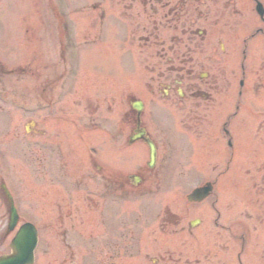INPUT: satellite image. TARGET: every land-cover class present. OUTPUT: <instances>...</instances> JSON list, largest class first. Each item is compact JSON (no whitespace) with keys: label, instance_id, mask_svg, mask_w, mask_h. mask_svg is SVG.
Listing matches in <instances>:
<instances>
[{"label":"flooded vegetation","instance_id":"obj_1","mask_svg":"<svg viewBox=\"0 0 264 264\" xmlns=\"http://www.w3.org/2000/svg\"><path fill=\"white\" fill-rule=\"evenodd\" d=\"M248 1L146 0L150 5L153 30L175 32L168 35V42L162 43V48L152 42L155 62L163 66L160 71L152 72L148 106L152 110H186L187 119H149L143 114L138 117L137 110L131 105L123 112L120 98L104 93L103 101L100 96L99 100L87 96L79 100L81 103L73 101L74 106H81V112L74 115L72 104L67 100L68 95H73L68 71L58 72L41 65L36 68L34 135L39 145V175L45 179L46 176L56 178L59 173L71 174V168L65 163L64 166L62 160L67 157L65 150L70 149L72 136H76L94 150V155H85L87 169L81 180H87V188L92 184L93 189L103 191L101 199L84 198L74 204H63L55 195L50 201L44 200L51 213L49 222H72L75 220L74 212L76 217H80L85 211L87 218L77 219L82 223H97L104 237L97 253L103 255L107 248L110 253L118 254L122 248L121 233L114 236V241H107V232L104 231L106 191L121 196L122 190L128 187L144 194L161 190L164 188L160 182L162 175L168 172L172 159L186 156L225 158V163L218 162L211 168L212 173L221 170L215 178L218 181L222 174L231 173L228 183L222 187L231 195L225 222H220L222 212L215 199L205 208L183 205L176 212L165 205L163 213L176 218L174 224L180 230L170 231L168 223L161 224L160 230L171 235L191 236L194 234V219H200V224L206 222L205 215L192 217V214L208 211L215 231L218 227L227 231L225 235L229 243L225 240V249L228 252L221 264H232L233 250L230 246L239 240L243 243L238 253L240 264H264V17L260 18L261 24L256 28L261 40L255 57L251 54L249 42ZM250 61L258 62L259 68H250ZM237 63L240 64L239 71L234 67ZM24 69L25 66L9 67L0 62L1 74ZM250 94L257 102H250ZM68 130L74 135H69ZM143 136L152 139L157 148L154 164L149 161V145ZM123 153L135 164L132 172L123 170L121 166ZM131 173L141 176L142 182L137 183V178L131 177ZM236 190L239 198L233 196ZM152 210L151 205L143 206L147 217H152ZM249 221L259 223L263 231L259 236L258 251L245 262L241 255L245 253L244 241L248 231L243 223ZM119 228L120 225L117 226L118 232ZM62 233L64 239L69 234L71 238L74 235L68 230ZM211 243L214 246L205 248L204 252L198 247L195 264H201L203 260L217 264V254L213 252L217 238ZM66 245L64 262L59 264H74L77 259L74 247L68 241ZM133 249L144 252L146 260L153 264H177L183 258V253L177 256L176 251L165 246H138ZM126 250H131V247ZM245 256L250 254L247 252ZM97 261L98 264H106L105 257Z\"/></svg>","mask_w":264,"mask_h":264},{"label":"rangeland","instance_id":"obj_2","mask_svg":"<svg viewBox=\"0 0 264 264\" xmlns=\"http://www.w3.org/2000/svg\"><path fill=\"white\" fill-rule=\"evenodd\" d=\"M247 4L249 24L252 27L258 24V15L251 1ZM149 6L146 0H0V60L9 67L23 65L26 68L24 71L19 70L9 75L0 73V176H4L12 192L17 196L18 203L24 212L23 220H36L43 229L42 234L45 240L39 249L37 264L64 262L65 251L62 242L66 243V241L62 232L66 226L70 228L73 224L86 227L81 229V232L75 230L76 236L72 239L73 241L71 240L77 256L74 264H97L98 258L102 257H105L106 264H153L136 250L125 252L122 249L114 256L110 253L98 254L97 248L102 246L104 240L100 231L95 232V229H92L95 223H82L80 219H77L83 217L84 211L80 217H76L77 213L74 212L75 220L65 223L48 222L49 218L42 221L38 217L39 221L34 218L38 206L37 198L41 193L39 189L46 188L48 183L53 185L54 197L57 200H68L71 204L88 197V192L92 193L91 190H71L79 187L80 183L70 188L64 185L62 180L54 181L49 177L48 180H44V186H39L35 170L39 145L33 133L37 114L36 68L41 65L47 69H56L58 72L68 71L69 80L70 78L79 79V82L74 83L73 95L67 96L68 103L72 105L77 96L85 94L87 88L94 90L92 84L89 88L87 81L83 83L82 79L86 77V72L96 69L99 72L112 71L114 75L118 74L121 80L120 86L126 87L122 91L120 89L122 106L126 105V92H133L142 98L143 92L146 93L144 84L149 82L153 71H160L163 66L155 62L152 42L154 41L158 48H162L161 44L168 42V35L175 33L153 30ZM66 33L69 37H66ZM152 33L158 37L154 35L150 37ZM70 37L71 40L68 41ZM260 40L261 38L257 37L252 42L257 44ZM252 49V55H256L257 48ZM249 66L255 69L258 67V62H253ZM132 80L136 81L135 86L131 85ZM128 85L131 86L127 87ZM120 97L117 96V98ZM250 100H255L253 94H250ZM65 108L66 106L63 105V109ZM77 110L76 105L71 108L73 114H76ZM179 117L186 118L184 111L176 118ZM68 132L69 135H74L72 131L68 130ZM75 137L72 136L74 152L72 151L71 155L68 154L70 158L65 157L62 160L64 166L65 164L69 166L71 162L74 166H83V158L80 156L81 147H79L81 143L79 142L78 145ZM209 161L211 160L205 158L197 161L199 163L198 178L191 185L187 183L180 189L164 190L158 198L172 201L174 208L180 210L182 204L178 200L183 199L186 192L184 190L189 185L193 186L204 180L206 176L208 177ZM122 168L130 171L135 168V165L132 166L129 157H124ZM172 177H174L172 182L179 181L177 175H171ZM228 195L225 190L219 192L221 206L228 204ZM138 203L136 198L122 199L118 214L130 223L131 217L137 215ZM196 214H198L197 211L192 217ZM204 215L206 222L196 230V233L201 238L200 246L209 247L211 241L208 234L211 231L215 232V229L210 223L211 214ZM7 220L6 209L0 201V255L9 251L12 235L8 236L6 242L3 241ZM152 224L154 226L144 230L142 236L144 243L152 239L147 235L157 227L158 223L153 220ZM250 225L251 229L257 225L258 229L254 232L261 229L257 222ZM217 233L219 240L222 230H217ZM171 241H173L171 244H178L176 238H171ZM223 244L225 248V240L218 242L217 254L220 260L223 258L225 261L226 252L222 253L220 250ZM52 247H56V250L54 251ZM192 247L195 248V245ZM237 250L238 248L235 252ZM186 258L183 257L177 264H184Z\"/></svg>","mask_w":264,"mask_h":264},{"label":"water","instance_id":"obj_3","mask_svg":"<svg viewBox=\"0 0 264 264\" xmlns=\"http://www.w3.org/2000/svg\"><path fill=\"white\" fill-rule=\"evenodd\" d=\"M17 213L13 211L10 229L16 225ZM36 236L32 227L27 224L22 227L12 242L13 253L9 256L0 257V264H28L32 262Z\"/></svg>","mask_w":264,"mask_h":264}]
</instances>
